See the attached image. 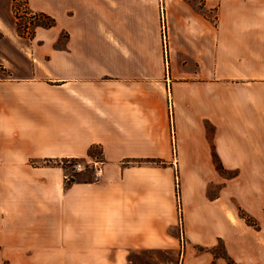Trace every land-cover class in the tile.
Returning a JSON list of instances; mask_svg holds the SVG:
<instances>
[{
    "label": "crops",
    "instance_id": "1",
    "mask_svg": "<svg viewBox=\"0 0 264 264\" xmlns=\"http://www.w3.org/2000/svg\"><path fill=\"white\" fill-rule=\"evenodd\" d=\"M34 1L30 8L56 19L48 36H69L29 57L30 45L8 51L5 254L126 264L131 249L175 251L181 237L185 249L220 240L237 264H264V0ZM98 154L99 178L65 184L58 160ZM214 154L234 172L225 183ZM239 204L257 225L239 216ZM20 233L36 243L10 244Z\"/></svg>",
    "mask_w": 264,
    "mask_h": 264
},
{
    "label": "rangeland",
    "instance_id": "2",
    "mask_svg": "<svg viewBox=\"0 0 264 264\" xmlns=\"http://www.w3.org/2000/svg\"><path fill=\"white\" fill-rule=\"evenodd\" d=\"M198 1V0H194ZM34 3H40L38 0L34 1ZM33 10L27 4V0H0V79L7 76L8 69L5 68L8 59V51L14 50L17 51L18 48L21 49L22 46L30 45V48H25L27 52V56L29 57L33 51H36L40 45L43 44L45 40H54V44L56 46H61L63 43L68 39L69 33L66 30H58L55 35L48 36L53 30V33L56 32V28H46L41 27L38 24H33L32 18L29 20L32 14H28L25 19H28L30 31H32V37H22L16 32V15L22 14L24 11L29 12ZM33 11H41V10H33ZM161 9H160V27L162 29L161 23ZM164 12V10H163ZM26 13V12H25ZM30 13V12H29ZM52 16V15H51ZM165 16V12H164ZM55 18V17H54ZM15 23H14V21ZM56 20V19H55ZM35 21H38L36 18ZM45 21H47L45 19ZM55 26V25H54ZM53 27V26H52ZM38 32V33H37ZM48 33V34H47ZM45 38L43 37L46 35ZM22 51V50H21ZM47 55H45L46 57ZM45 59V58H43ZM18 59L14 60L17 62ZM4 68V70H3ZM93 151H98L97 148H94ZM94 157V156H93ZM96 158H76L75 160H79L84 162L85 168L81 170H76L73 168L74 161H70L69 159L59 160V164L63 167L64 173L66 176H72L74 179L78 181L84 180H94L95 173L93 168V160L100 159L99 155L95 156ZM214 163L216 169L220 174L223 175L224 183L226 179L232 177L233 171L227 170L224 168L220 160L214 154ZM220 163L222 166V170L220 171L216 165V163ZM91 164V165H90ZM67 179V178H66ZM242 189V187H241ZM243 190V189H242ZM240 196L241 191L239 192ZM175 195H176V219L178 220V229L180 232V224H182V215H181V206H182V195H181V182L177 176H175ZM244 197L245 201L247 202L248 197ZM233 204L235 205V200L233 199ZM244 210L240 204L237 205V212L240 215V210ZM247 213V212H246ZM248 214V213H247ZM255 220V219H254ZM10 244H22V243H36L33 237H29L28 234L20 233L15 240H10ZM184 244V246H183ZM185 240L180 237V242L178 245L175 246V251L172 249L171 246H165L160 248H153V249H131L128 251L127 254V262L126 264H179L180 259H182L183 254L185 253V262L184 264H202L205 262L206 258H211V264H216L217 259H222L227 264V256L231 257V255L227 252L224 244L222 241L218 240L212 245H187L185 249ZM190 248L192 249L190 251ZM186 251V252H185ZM30 250L26 251L25 255L22 256H7L3 249H1L0 244V264H74V260L71 258H64L61 256H48L46 253L42 252L40 256H32L29 255ZM192 253V255L190 254ZM67 260V261H66ZM232 264V263H231Z\"/></svg>",
    "mask_w": 264,
    "mask_h": 264
},
{
    "label": "trees",
    "instance_id": "3",
    "mask_svg": "<svg viewBox=\"0 0 264 264\" xmlns=\"http://www.w3.org/2000/svg\"><path fill=\"white\" fill-rule=\"evenodd\" d=\"M26 12V13H25ZM30 12V13H29ZM29 12L24 11L22 14L16 15V32L22 36V37H32V31H30V26H29V22L31 23V21H28V19H25L23 17H26L28 14H32L33 16H30L29 20L32 18V20H34L32 23L33 24H38L41 27H45V28H50L52 26H54L56 24V20L53 16H51L50 14L44 12V11H33L30 10ZM38 19V21H35V19ZM45 19L47 21H45ZM4 70V68H3ZM93 147L90 148V153H95L96 151H93ZM99 155V154H98ZM63 159H69L70 161H74L76 158L74 157H70V158H62L60 160ZM43 163H50V160H44ZM57 163L59 164V160L57 161ZM217 167L220 168L219 170H222V166L220 165V163H216ZM76 179H74L72 176H69L66 181L65 184H69L72 181H75ZM86 181V180H84ZM240 210V215L246 220L247 223L249 224H254L257 225L256 220H254V218H252V216H250L249 214H247L246 212H244L242 209ZM227 264H237L233 259H231L230 257L227 256Z\"/></svg>",
    "mask_w": 264,
    "mask_h": 264
},
{
    "label": "built area",
    "instance_id": "4",
    "mask_svg": "<svg viewBox=\"0 0 264 264\" xmlns=\"http://www.w3.org/2000/svg\"><path fill=\"white\" fill-rule=\"evenodd\" d=\"M165 22H166L165 21V16H164L163 8H162V11H161L162 40H163V44L166 45V37H165V31H164ZM73 168L76 169V170H81V169L85 168V164H84V162H81L79 160H75V162L73 163ZM93 168H94L95 178L97 179L102 174L103 166H102L101 159L93 160ZM66 178H68V176H66Z\"/></svg>",
    "mask_w": 264,
    "mask_h": 264
}]
</instances>
